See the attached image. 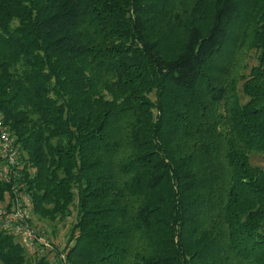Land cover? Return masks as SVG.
Wrapping results in <instances>:
<instances>
[{
  "label": "trees",
  "instance_id": "1",
  "mask_svg": "<svg viewBox=\"0 0 264 264\" xmlns=\"http://www.w3.org/2000/svg\"><path fill=\"white\" fill-rule=\"evenodd\" d=\"M0 116L66 264H264V0H0Z\"/></svg>",
  "mask_w": 264,
  "mask_h": 264
},
{
  "label": "rangeland",
  "instance_id": "2",
  "mask_svg": "<svg viewBox=\"0 0 264 264\" xmlns=\"http://www.w3.org/2000/svg\"><path fill=\"white\" fill-rule=\"evenodd\" d=\"M242 48L237 54L232 58L235 66V71H237V95L240 103L243 105L248 101V98L244 95L242 91L243 83L249 78L250 70L252 67L257 65V53L254 50L246 51L242 54ZM241 51V52H240ZM150 100L154 102L156 97L152 93L149 96ZM220 112L222 108L220 107ZM249 162L253 167H258L264 171V161L260 153L251 152L249 155ZM12 192H7L4 195V199L0 201V210H10L13 205V195ZM74 201L73 204L69 206V215L66 217H57L56 220L50 221L45 219H40L39 217L31 214L30 220L27 222L29 230L33 233L34 239L30 241L32 247L27 246L28 241L25 240V235H18L14 232H8L0 227V232L12 235L14 241L20 243L25 249V257L28 264H34L35 261L40 257H45L49 264H66L64 258L63 249L68 242L73 226L77 220V190H73ZM20 196H27L23 191H19ZM8 197L12 199H8ZM29 198V197H28ZM15 201V200H14ZM25 227V226H23Z\"/></svg>",
  "mask_w": 264,
  "mask_h": 264
},
{
  "label": "built area",
  "instance_id": "3",
  "mask_svg": "<svg viewBox=\"0 0 264 264\" xmlns=\"http://www.w3.org/2000/svg\"><path fill=\"white\" fill-rule=\"evenodd\" d=\"M0 182L5 184L13 183L20 177L22 168L19 160V152L15 146V140L11 137L8 130L3 126L0 116ZM13 205L10 210H0V227L16 235H25L29 247H32L31 240L34 239L33 233L29 230L27 222L31 218L32 203L27 196H20L18 187L15 183L11 187ZM15 200V201H14ZM25 226V227H23Z\"/></svg>",
  "mask_w": 264,
  "mask_h": 264
}]
</instances>
